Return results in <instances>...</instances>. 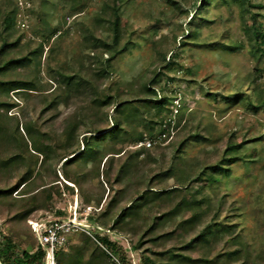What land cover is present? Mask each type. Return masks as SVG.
<instances>
[{
    "label": "rangeland",
    "instance_id": "obj_1",
    "mask_svg": "<svg viewBox=\"0 0 264 264\" xmlns=\"http://www.w3.org/2000/svg\"><path fill=\"white\" fill-rule=\"evenodd\" d=\"M112 1L0 0L2 15L17 10L14 37L21 36L18 53L43 45L39 64L16 71L37 76L42 87L24 98L14 91L0 96V102L15 104L0 109V114L14 132L17 122L23 132L26 123L33 124L57 150L50 157L35 154L31 143L26 149L19 135L0 144V161L14 153L23 155L20 165L4 167L0 163V189L21 184L20 192L0 197L3 232L20 251L35 252L40 246L32 220L67 218L77 210L83 219L101 225L102 220L108 221L112 227V215L101 217L109 204L115 202L110 212L114 214L138 197V215L128 219L126 229L113 227L128 240L120 249L125 264H144L145 256L160 264H194L187 257H213L238 248L231 239L237 233L243 235L255 258V253L264 252V103L254 109L244 96L250 94L255 103L264 97V44L261 38L250 36L246 26L255 24L264 32V0H251L248 12L232 0H211L204 9H198L201 0H175L177 4L171 0H119L122 42L130 39L132 43L111 61L112 73L103 76L99 69L108 54L94 49L85 34L94 32L112 39L110 23L98 25L99 17L112 18L105 10ZM230 44L241 47L232 51ZM144 83L156 88L159 98L168 97L162 126L151 130L148 120L155 111L141 109L140 117L129 127L144 132L147 138L143 141L150 139L152 144L136 137L121 142L120 133L107 139L97 155L105 147L122 149L121 154L108 161L104 156L99 172L91 159L74 165L67 180L65 156L83 150V138L90 131L113 125L114 107L99 109L101 99L107 94H118V100L142 98ZM237 94H242L239 101H235ZM56 96L57 103L48 107ZM77 119L82 122L75 139L67 129ZM195 133L207 139H190L178 153L179 143ZM242 141L241 159L230 165L227 176L218 174L220 179L213 184L191 181L196 168L216 163L231 144ZM203 185V191L196 193ZM176 186L180 189L170 193L151 191ZM194 196L198 218L184 229L181 223L194 211L185 202ZM27 210L30 214L20 217ZM155 221L158 225L152 229ZM214 222L222 226L217 236L189 242ZM83 234H73L60 255L72 261V252L81 249L83 264H110L96 242L90 236L84 239ZM242 260L246 257L234 264Z\"/></svg>",
    "mask_w": 264,
    "mask_h": 264
},
{
    "label": "trees",
    "instance_id": "obj_2",
    "mask_svg": "<svg viewBox=\"0 0 264 264\" xmlns=\"http://www.w3.org/2000/svg\"><path fill=\"white\" fill-rule=\"evenodd\" d=\"M119 0H113L112 4L107 3L105 10L108 11L111 15V19H105V18H98V25H101L102 22H109V27L111 30L112 39L106 40L101 37H98L95 35L94 32H87L85 34L86 39L92 44L94 49L102 51V54L107 53L108 57L103 58V65L99 69V74L106 76L110 75L112 73L111 70V61L115 59L119 54L124 53L128 50L130 44L132 43V40L128 39L122 42V31H121V23H120V12H119V6H118ZM174 4H177L178 2L175 0H171ZM235 3H238L244 11L248 12L250 10V7L252 5L251 0H232ZM211 0H201L200 5L198 9H204L209 6ZM16 9H11L9 12H5L2 15V10H0V96H9V94L14 91L17 95L24 98L28 96L32 91H38L42 87L40 84V80L37 76H22L19 73H16V71L20 68L26 67L32 63H40V57L42 52V43L40 46H38L36 49H32L29 52L21 55L18 53L20 42H21V36L14 37V31H15V25H16V15H17ZM253 21H256L255 17L253 16ZM253 24V23H252ZM247 33L251 36L253 34L254 38L258 40L261 38V43L264 44V32H261L259 28L255 27V24L252 26H246ZM50 37V36H49ZM241 47L238 44H230L228 45V48L232 51H235ZM261 50L262 48L259 47ZM103 57V56H102ZM158 75V73L156 74ZM154 76L150 79L151 82L155 80ZM144 96L142 98L139 97H132L125 100H118V94L117 95H110L107 94L104 96L103 99L98 103V108L101 109L106 106H113L114 112L116 115L113 119V125L110 128H100L95 131H90L92 134L89 136H84L83 142L85 143V146L83 150L77 149L75 151H72L69 153L70 157L65 156L66 159L63 162L64 167V173L66 176V179L70 181V175L69 170L74 165H81L82 163H87L90 159L92 161H95L94 165L97 166L98 172H99V166L104 156L107 155V161L111 159L110 157H114L115 154H121L122 149L118 148H102L101 154L98 156V150L99 148L104 144V142L109 138H114L120 133H123L121 142H126L132 137H136L139 141H143L145 138L144 132H134L131 131L134 128L130 129L131 124L135 121L136 118L140 117L141 115V109L149 111H155V115L151 117L149 122V128L151 130L155 129L156 125L162 126L164 124V119L162 118V114L165 110V107L168 105V97L164 96L159 98L157 96L156 88L148 85L147 83H144L141 88ZM56 96L51 104H49L48 107H51L55 103H57ZM242 99V94H237L235 96V101H239ZM244 100L253 106L254 109H260L262 107V104L264 103V97L257 100L255 103L252 99V96L246 95L244 96ZM135 103L142 104L141 106L132 107ZM9 106L13 107L15 104H8L4 101L0 102V109H3L4 107ZM4 114H0V144L9 140L10 137L15 139L16 135H19L21 137L26 149H29V143H31L33 149L36 153L45 154L46 157H50L52 154L56 153V147H53L49 142H45L42 138L43 133L40 132L33 124L26 123L24 125V131L20 130L19 123L17 122L15 132L12 129L8 128V125L6 121L3 118ZM82 122L81 119H77L76 122H73V124L70 125L68 130V134L73 135L76 139V131L78 129V125ZM169 124L172 123V119L167 121ZM151 133V132H150ZM76 135V136H75ZM207 139L205 136H202L198 133L192 134L185 139L182 140V142L179 143L178 148L176 149L179 153L182 151L183 145L189 141L190 139ZM233 143L231 144L224 152L222 158L213 164H206L203 166H200L199 168H196L194 171V176L191 181H206L208 183H215L218 182L220 179V175L223 177L227 176L230 171V165L232 163L237 162L241 158L238 156V150L242 147L243 143ZM143 148H140L142 150ZM110 150V151H109ZM139 150V151H140ZM177 153V156L179 154ZM112 154L111 156H109ZM44 158L45 160L43 163L47 161V158ZM23 161V155L21 153H14L8 158H5L0 161L1 165L4 167H7L9 165L17 164L20 165ZM111 161V160H110ZM30 170H28L29 172ZM73 182V181H72ZM26 183V182H24ZM75 183V182H74ZM21 184H17L11 188L8 189H0V197L2 196H9L14 191H19V187ZM27 184H25L26 186ZM67 187H70L67 185ZM204 185L201 187V189H198L196 191L200 192L203 191ZM70 189H72L70 187ZM175 189H180V187H172L166 190H151L155 192V194L163 193L164 191L172 192ZM27 192H23L25 194ZM195 193V196H196ZM193 198V200H187L185 203L188 204V206L194 211L193 215L190 218L184 219L181 225L184 229H187L188 227H192L196 223V219L198 218L197 211L195 209V206L197 205V198ZM136 200H132L131 203L119 211H117L114 214H110L112 209L115 207L114 203L111 202L105 210V212L102 214L101 217L105 218L108 216H111L114 220V224L111 228L121 226V228L126 229L128 223L130 221L128 219H133L138 215L137 213V207L140 204H137L139 200L138 197L135 198ZM149 201V200H146ZM136 203V204H134ZM30 214V210H27L23 212L20 217H27ZM161 219V217L159 218ZM102 225L105 227H108L109 222L102 220ZM133 221V220H132ZM158 225V222H154L153 225L150 227L154 229V225ZM222 231V226L219 224V222H214V224L208 225L202 230L200 233L196 234L191 240H189L190 243H195L201 239H205L208 241L211 237L217 236ZM86 238L84 239H91L88 235L83 234ZM234 244H238L239 247L235 249H226L220 253H218L216 256L209 255L205 257H200L197 259H193L191 257H187L189 261H191L194 264H234L243 257H246V260H242V262H238L237 264H245V261L254 260V264H264V252L260 251L255 253V258H252L253 251L247 247V243H245L244 237L242 234H235L231 237ZM104 241L108 242L107 238H104ZM115 246V245H114ZM65 248V247H64ZM64 248L61 249L56 254V259L61 262L65 263L67 260V257L64 255H60ZM72 261H68L69 264H83L84 263V254L82 253L81 249H75L72 252L71 255ZM92 260H94V256L91 257ZM46 262V252L45 250L40 246L37 251L31 252L27 250L20 251L14 242V240L5 234L2 230V227L0 225V263L1 264H44ZM144 264H160L157 260L152 259L150 256H145L144 258Z\"/></svg>",
    "mask_w": 264,
    "mask_h": 264
},
{
    "label": "built area",
    "instance_id": "obj_3",
    "mask_svg": "<svg viewBox=\"0 0 264 264\" xmlns=\"http://www.w3.org/2000/svg\"><path fill=\"white\" fill-rule=\"evenodd\" d=\"M146 141L143 143L152 144V140L146 139ZM31 227L38 238L39 246L46 252L47 264L54 262L65 264L56 259V254L67 245L75 233H86L90 236L104 251L110 264H125L120 249L121 243L128 241L127 238L111 227L81 218L77 215V210L76 214L67 218L32 220ZM104 238H107L108 242L104 241Z\"/></svg>",
    "mask_w": 264,
    "mask_h": 264
},
{
    "label": "bare ground",
    "instance_id": "obj_4",
    "mask_svg": "<svg viewBox=\"0 0 264 264\" xmlns=\"http://www.w3.org/2000/svg\"><path fill=\"white\" fill-rule=\"evenodd\" d=\"M53 264H60V263H58V262H54Z\"/></svg>",
    "mask_w": 264,
    "mask_h": 264
}]
</instances>
